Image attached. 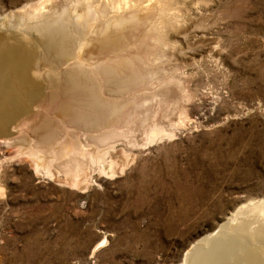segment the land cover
Instances as JSON below:
<instances>
[{
    "label": "rangeland",
    "instance_id": "obj_1",
    "mask_svg": "<svg viewBox=\"0 0 264 264\" xmlns=\"http://www.w3.org/2000/svg\"><path fill=\"white\" fill-rule=\"evenodd\" d=\"M121 1L0 0V38L34 44L42 81L36 106L0 137V264H182L220 231L264 250L258 214L237 223L240 235L250 222L247 241L220 230L264 201V0H134L152 5L148 19L113 27L119 52L100 50L96 10ZM41 5L92 7L85 44L81 29L70 38L108 118L61 90L67 66L45 67L36 34L5 32L28 29L20 17ZM102 65L108 78L110 69L138 80L111 94Z\"/></svg>",
    "mask_w": 264,
    "mask_h": 264
},
{
    "label": "bare ground",
    "instance_id": "obj_2",
    "mask_svg": "<svg viewBox=\"0 0 264 264\" xmlns=\"http://www.w3.org/2000/svg\"><path fill=\"white\" fill-rule=\"evenodd\" d=\"M119 1H121V0H119ZM79 6H81V5H79ZM45 8L46 7H43V5H41L37 8H34L32 11H30V13L27 12L28 14H26L25 17L24 16L20 17V19H19L20 23L25 25V26H28V29H24V30H22V32L19 33L18 30L13 29L14 30L13 31L12 29L8 28L5 30V32H8V33H11L14 35L16 33H18L20 36H23L24 38L26 37V35L25 36L21 35V33L30 34L33 32L34 34H36L38 38L33 37L32 41L33 42L36 41V46H37L36 48L40 49V51H41V55H40L41 60L40 61L47 62L45 64L46 65L45 67H48V68L50 67V69L53 71L54 67H55V69H58L61 65L67 66L64 70L60 71L57 75L59 82H60L59 85H60L61 90H63L66 93V95L70 98L72 96H76V98L75 97H73V98L75 99V102L78 105H80L81 107L92 106L94 108V110H91V111H93L94 113H96L100 116H105V117L107 116V118H108L109 115H105V113L109 114V112H108L109 109L107 108L108 104L106 105V102H102L103 103L102 104V103H100V101H97L98 98H96V96L94 95V89L97 88L96 87L97 85L95 86L96 83L94 84V83L90 82L88 79L89 75L87 73H85V71L82 70L84 65H82V62L80 60L81 54L80 53H79L80 55L75 54V52H74L75 49L73 50V48H72V44H74L73 43L74 41H72V39L70 38L71 32L72 31L75 32V29H77L76 32L77 33L79 32V35H80V31L82 30L83 27L88 28L91 26L90 21L92 20V18H90L89 15H90V11H91L92 7H89L87 9V7L84 6V8H85V10H84L83 8L81 9L80 7L77 8L75 6V8L72 10V14H71V12L69 14V8L68 7H64L59 11H55L51 8H48L47 10H45ZM124 9L128 10V14L123 13ZM151 9H152V5H148V4L143 5V3H140V2L136 3V1H134V0H133V3H130L129 0H122L121 2H112L111 7L103 5V7L100 8L99 10L97 8L96 12L100 14V16L102 18V23H103L102 25H104L103 27H101V36L103 37L102 38L103 42H102V40L97 41V43L98 42L100 43V46H98L99 49L103 50L104 47H106L107 45H110V46H112L111 50L114 53L119 52L120 48L118 49V47H116L114 45L115 43L113 42V40H114V38L112 37L113 35L110 36L111 35V32H110L111 29L113 27L115 28V27L121 26L126 21H130L133 23L136 21H139V22L142 20L144 21V20L148 19L149 14H151ZM70 10H71V8H70ZM72 22L76 23V25H77L76 28ZM70 24H72L74 26H71ZM21 26H19V28ZM9 27L13 28V24L9 23ZM15 27H16V25H15ZM16 29H18V28H16ZM84 30L85 29H83L81 31V36H80V38L78 37L79 39L77 37H75L79 41V44L80 43L85 44L87 35L84 34V32H85ZM86 31H87V29H86ZM112 32H113V29H112ZM85 33L87 34V32H85ZM106 34H107V36H104ZM19 35H17V36H19ZM73 37H74V35H73ZM112 38H113V40H112ZM115 40L117 41V39H115ZM111 42H113V43L111 44ZM27 44L24 46H22V45L17 46L15 44L10 43L9 41H6V40L4 41V39L0 38V137H2V136L6 137V138L9 137V133L11 132L9 130L10 127L14 128V125L16 126V124H18V122L21 120L22 117L23 118L26 117V115L28 113L27 110L31 107L36 106L37 102H35V101H38V97H37L38 92L42 90L41 86H40L42 81H40L38 79L39 74L37 73L38 71H36L37 66L39 64H37V62L34 60L35 55H34V53H32L33 46L31 48V45L33 43L30 44L29 42H27ZM76 48H79V47L77 46ZM114 49H115V51H114ZM78 50H80V49H78ZM72 52L76 56H74L72 54ZM73 57H75L76 59H73ZM70 59L75 60L72 62L73 66L71 65V63L69 64ZM48 60H50V61H48ZM38 62H39V60H38ZM122 62L123 61H121V63ZM128 63H130V62H128ZM109 71H110L109 78H108V75H106L108 73L107 68L104 67V70L102 73H103L104 78H105V76L107 77V79H105V81L107 82L109 79V81L111 83V86H109L108 84H110V83L107 84L104 81V83L107 84L106 85L107 89L109 91H111L110 92L111 94L118 93L121 95V93H124L125 91L130 89V86L135 84L138 80L136 77L131 79V77H133V76H131V77L129 76V78H128L124 74H119L117 71L114 72L115 70L111 72V70L109 69ZM41 73L42 72H40V74ZM126 75H128V74H126ZM38 80L40 81V83ZM90 80L92 81V79H90ZM101 98H100V100H101ZM111 104H113V103L111 102ZM115 109H116V107H115ZM79 110H81V109H79ZM112 110H114V109H112ZM72 111H71V113H72ZM115 113L116 112H114V115H115ZM73 114H74V116H72V117L75 118V113H73ZM88 114H90V113H88ZM88 114H84L83 111L77 113L76 115L79 117L77 122L79 124H82L83 126L87 125L86 120L88 119ZM97 118H98V116L92 114V117H91L92 120H94L96 122ZM100 118L101 117H99V119ZM76 119L77 118H75V120ZM101 124H103V123H101ZM89 127H91V126H89ZM98 127H100V126H98ZM48 134H47V136H48ZM95 161H96V159H95ZM97 163L99 165L98 168H100L101 171L106 170V167H105L104 163L102 164L101 160H98ZM111 167L109 166L108 168H111ZM105 173H107V172H105ZM256 214L259 215V216L257 215V217L259 219L255 218V220L256 221L259 220L263 223L264 222V201L259 203L258 205L254 206V207H252L250 205H248V206L245 205L244 207L242 206L235 213L234 216L232 215L233 217H231L229 220H227L228 222L226 224H224L220 227L221 228L220 230H222L225 227H229V229L231 228L232 231L236 232L235 233L236 236H234V237H236L235 240L240 241V243H242V242H244L243 240L247 239L245 234H247L250 222L248 221L249 223H245V224L241 225L242 231H244V233L240 234V235H239L237 229H241V228L237 227V223L239 221L245 222V220H248L247 217H253V215H256ZM253 222H255V221H253ZM233 223H234V225H233ZM261 226H263V225L261 224ZM231 229H230V231H231ZM261 230H262V233H264L263 229H261ZM253 231H251V232H253ZM257 231L255 230V232H257ZM223 234H224V232L222 233V231H220V232H217V234L213 235V237L211 236L207 239L205 238V240L200 239L198 242L193 244L191 246L192 250L190 249L187 253H185L182 264H264V250L263 251H258V250L257 251H255V250L249 251L248 249H246L244 247V245L236 243V241H234V240H231V241L230 240H224V239H226L227 235L225 233L226 236L225 235L223 236ZM254 234H256V233H254ZM254 234H252V235H254ZM262 236L264 238V234ZM263 238L260 239V241H262V243L264 244ZM250 241H251V239H250ZM260 241H257V243H259ZM193 247H195V249H193ZM205 247H207V248L205 249Z\"/></svg>",
    "mask_w": 264,
    "mask_h": 264
},
{
    "label": "water",
    "instance_id": "obj_3",
    "mask_svg": "<svg viewBox=\"0 0 264 264\" xmlns=\"http://www.w3.org/2000/svg\"><path fill=\"white\" fill-rule=\"evenodd\" d=\"M3 137V136H2ZM4 138V137H3Z\"/></svg>",
    "mask_w": 264,
    "mask_h": 264
}]
</instances>
